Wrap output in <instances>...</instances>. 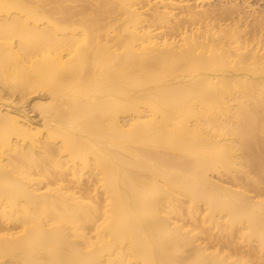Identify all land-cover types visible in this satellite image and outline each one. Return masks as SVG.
<instances>
[{"label":"bare ground","instance_id":"obj_1","mask_svg":"<svg viewBox=\"0 0 264 264\" xmlns=\"http://www.w3.org/2000/svg\"><path fill=\"white\" fill-rule=\"evenodd\" d=\"M254 5L0 0V264L264 261Z\"/></svg>","mask_w":264,"mask_h":264},{"label":"rangeland","instance_id":"obj_2","mask_svg":"<svg viewBox=\"0 0 264 264\" xmlns=\"http://www.w3.org/2000/svg\"><path fill=\"white\" fill-rule=\"evenodd\" d=\"M252 1H255V0H249L250 4L252 3V7H253V4H255L254 6L256 7V5L258 4L257 0L255 1L256 3H255V2L253 3ZM258 1H260V0H258ZM215 2H217V1H215ZM261 3H263V4L261 5ZM259 4H260V5H259ZM259 4H258V5H259L258 7L260 8V6H261V9H262L263 6H264V0H261V1L259 2ZM255 7H254V8H255ZM259 8L256 7V9H258V11L260 10ZM44 91H45V90H44ZM16 93L18 94V98H19V95H20L19 92H16ZM15 97L17 98V95L14 94V95H13V99H14V100L16 99ZM20 97H21V95H20ZM234 99H235V98H234ZM234 99H233V100H234ZM16 100L19 101L20 99H16ZM30 100H31V96H30L29 98L24 99L23 101H22V99H21V102H19L18 105L15 104V103H13V105H14L15 107H16V106L19 107L21 104H24V105H25V108H28L27 111L30 110L29 112L24 111L23 109H20V108H18L17 110H18V111H21V113H25V112H26L27 114H29V115L31 116L32 120H34V121H40V120H39L40 117H38V116H39V115H38L39 112H36L37 110L34 111L33 109H31V107L29 108V104H28V103H29ZM231 100H232V99H231ZM233 100H232V102H231V101H230V102H231L232 104H235L236 102H234L235 100H234V101H233ZM228 101H229V100H228ZM255 101H256V100H255ZM255 101H254V100H252V101L249 100V104H250V102H251V103H255ZM233 102H234V103H233ZM20 103H21V104H20ZM26 103L28 104V106H26ZM231 103H230V104H231ZM256 103H258V102L256 101ZM19 104H20V105H19ZM32 111H33V112H32ZM222 170H224V172H225V169L222 168ZM226 170H227V169H226ZM229 170H230V169H229ZM236 170H238L239 172L237 173ZM236 170H235V168H234V171H233V170H230L229 173H226V172L224 173L225 175L223 176V178H224V180H226V184L233 185L235 181H236L235 183H238V182H239V184H241V183L243 182L242 180H244V178L242 179V177H244V173H243L242 171H240L239 169H236ZM227 171H228V170H227ZM232 171H233V174H232V173L230 174V172H232ZM235 171H236V172H235ZM234 172H235V174H234ZM240 172H241V173H240ZM84 173H85V171H83V173H81V174L83 175V178L79 179L80 181H81L82 179H84V177H85V180L87 179V178H86V177H87V176H86V175H87V174H86L87 171H86V173H85L86 175H84ZM242 173H243V175H242ZM236 174H237V175H236ZM82 175H81V177H82ZM232 175H233V176H232ZM234 176H236V178H234ZM75 177L77 178V176H75ZM76 178H75V179H76ZM78 178H80L79 175H78ZM233 178H234V179H233ZM240 178H241L242 180H241ZM231 179H232V180H231ZM77 180H78V179H77ZM228 180L231 181V182H229ZM239 180H240L241 182H240ZM245 180L249 183V181H248L247 179H245ZM82 181H83V180H82ZM237 181H238V182H237ZM246 181L244 182V185H245V183H247ZM248 183H247V184H248ZM247 184H246V185H247ZM72 185H74V184H72ZM75 185L78 186L79 184H78V185L75 184ZM82 185H86V184H82ZM89 185H91V187H92V184H88V186H89ZM248 185H249V184H248ZM93 186H94V185H93ZM91 187H90V188H91ZM247 187H249V189L252 188L251 185H249V186H247ZM92 189H93V187H92ZM253 189H254V187H253ZM253 189H252V190H253ZM90 191H91V190H90ZM253 191H254V190H253ZM255 191H256V190H255ZM93 192H94V191H93ZM251 193L257 195L255 192H251ZM263 193H264V192H263ZM92 194H93V193H92ZM259 194H260V193H259ZM261 194H262V192H261ZM261 197L264 198V194L261 195ZM185 199H187V198H185ZM200 202H201V201H200ZM200 202H199V204L202 205V206H200V207H201V208H204L205 205H204V203H203V200H202L201 203H200ZM186 206H187V205H185V207H186ZM185 210H186V209H185ZM205 211H206V209H205ZM185 212H186V211H185ZM186 213H187V212H186ZM218 215L220 216V218H221L220 220H221V221H223V219H225V215H224V213H220V214H218ZM222 215H223V216H222ZM222 217H224V218L222 219ZM188 219H189V220H188ZM187 220H188V221H187V224H188L187 226H188V228H191V227L193 228V227H195V226H193L194 224H192V223L190 222V218H187ZM188 222H189V223H188ZM190 223H191V225H189ZM190 226H191V227H190ZM206 226H208V224H206ZM209 226H210V224H209ZM195 228H196V227H195ZM195 228H194V230H195ZM198 229H199V228H198ZM198 229L196 228V231H198ZM200 229H201V228H200ZM200 229H199V230H200ZM209 230H210L211 232H210ZM209 230H208V232H207V233L209 234V236H210L211 233H212V235L215 234L216 236H217V235L221 236V232H219V230H220L219 227H218V228H217V227H216V228L212 227V229L210 228ZM214 230H215L216 232H215ZM201 231H203V232H202V233H199V235L203 234V237H205V236H206V233L204 234L205 231H204V230H201ZM208 234H207L206 237H208ZM219 236H218V237H219ZM200 237H202V236H200ZM203 237H202V239H204ZM206 237H205V238H206ZM235 237H236V236H235ZM235 237H234V239H235L236 241H235V240H234V241H235L237 244L235 243V245H234V242H232L231 245H230V247L232 246V248H234V249H238V248H239V250L241 251V254H246V253L248 252V250L246 249V248H247V247H246L247 244L245 243V241H247V240H245V238L242 237V235H240V238H239V236L237 235V237H238L240 240H239L237 237H236V238H235ZM241 237H242V238H241ZM255 239H256V238L254 237V241H255ZM248 240H249V239H248ZM251 241L254 242L253 239L249 240V243H248V241H247V243H248V249H249V247H250L249 244H250ZM256 242H257V241H256ZM245 244H246V245H245ZM253 244H254V245H257V244H255V243H253ZM258 244H259V243H258ZM212 245H213V244H212ZM233 245H234L235 247H233ZM238 246H239V247H238ZM257 246L259 247V245H257ZM257 246L254 247V248H255V253H256L257 256H260L261 254H259V253H261L262 251H259V252H258ZM251 247H252V246H251ZM246 250H247V251H246ZM259 250H261V249H259ZM255 258H256V257H255ZM255 258H254V260H255ZM255 262H256L257 264H264V261H262V260L255 261Z\"/></svg>","mask_w":264,"mask_h":264}]
</instances>
